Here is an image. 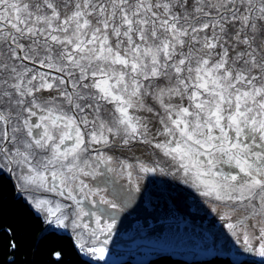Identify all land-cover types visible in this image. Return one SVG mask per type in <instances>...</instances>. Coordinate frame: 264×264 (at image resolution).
<instances>
[{
	"label": "snow or ice",
	"instance_id": "obj_1",
	"mask_svg": "<svg viewBox=\"0 0 264 264\" xmlns=\"http://www.w3.org/2000/svg\"><path fill=\"white\" fill-rule=\"evenodd\" d=\"M0 175L93 260L194 192L222 227L153 228L149 264H264V0H0Z\"/></svg>",
	"mask_w": 264,
	"mask_h": 264
},
{
	"label": "trees",
	"instance_id": "obj_2",
	"mask_svg": "<svg viewBox=\"0 0 264 264\" xmlns=\"http://www.w3.org/2000/svg\"><path fill=\"white\" fill-rule=\"evenodd\" d=\"M0 204L3 209L0 214V264H95L81 256L71 236L45 231L43 218L16 195L12 182L4 175H0ZM10 239L15 248L8 246ZM57 252L61 254L59 260L54 255ZM155 259L140 263L123 261L120 264H149ZM201 260L172 256L164 264H200ZM239 262L255 264L249 260Z\"/></svg>",
	"mask_w": 264,
	"mask_h": 264
},
{
	"label": "water",
	"instance_id": "obj_3",
	"mask_svg": "<svg viewBox=\"0 0 264 264\" xmlns=\"http://www.w3.org/2000/svg\"><path fill=\"white\" fill-rule=\"evenodd\" d=\"M8 178L6 175H4ZM9 179V178H8ZM172 183H178L173 178H168ZM14 185V179H9ZM147 183V181H145ZM184 188L186 186L180 185ZM15 189V188H14ZM191 192V189H187ZM16 195L21 197L28 205V201L34 197L45 198L51 197L54 199H59L58 197L53 196L50 193H31L21 195L15 189ZM27 198V200L25 199ZM195 198V199H193ZM62 201V200H61ZM197 201L199 203H197ZM30 206V205H29ZM177 206L180 209L179 216L176 218L169 217L167 219L163 218L158 214H151L144 211H139L133 216L129 217L127 220L124 219V214H118V224L116 235L112 237V241L109 244V253L105 261H99L100 263L121 260L126 258H132L142 255L152 254V250L155 246L154 240L150 241L145 239V234L148 231L155 229H164V234L169 237H176L179 235L183 237L185 241L188 239H195L196 235H199L201 232L212 228L213 231L222 227V221L218 218L216 212L213 211L212 206L203 201V198L199 197L196 193H192V196L187 198L181 196L177 199ZM55 211V209H53ZM86 219V218H85ZM147 221L148 227H145L143 231L137 232V228H142ZM49 224L44 223V229L47 228ZM179 227V233L177 234L176 229ZM214 226V227H213ZM123 229V230H121ZM64 231H69L73 240L74 235L72 230L69 229H60ZM227 229H225V233ZM231 240V237H228ZM176 253H186L194 254V250L191 247H175ZM238 247V246H237ZM237 248H233V254L235 255ZM196 255V254H195ZM237 259L241 260H251L258 261L260 258L251 256L250 254L239 252Z\"/></svg>",
	"mask_w": 264,
	"mask_h": 264
},
{
	"label": "rangeland",
	"instance_id": "obj_4",
	"mask_svg": "<svg viewBox=\"0 0 264 264\" xmlns=\"http://www.w3.org/2000/svg\"><path fill=\"white\" fill-rule=\"evenodd\" d=\"M30 207L35 211V209L31 205H30ZM38 214L43 218V216L40 213H38ZM46 229H51L52 231H56V232H59V233H64V234H67V235L71 236V234H70L69 231H64V230L56 229L52 225H48ZM78 251H79V249H78ZM80 254L84 258H87V259L93 261L95 264H120L123 261H131V262L140 263V262H145V261L149 260L150 258H153L154 257L152 254H148V255H142V256H137V257H132V258H126V259H121V260H115V261L100 263L99 261H96V260L91 259V257H88V256L83 255L81 252H80ZM172 256L173 257H177V258H183V259H186V260H200V259H202V257L200 255L186 254V253H176V252H174V254ZM238 260L241 261V259H238ZM249 261H251V260H249Z\"/></svg>",
	"mask_w": 264,
	"mask_h": 264
},
{
	"label": "flooded vegetation",
	"instance_id": "obj_5",
	"mask_svg": "<svg viewBox=\"0 0 264 264\" xmlns=\"http://www.w3.org/2000/svg\"><path fill=\"white\" fill-rule=\"evenodd\" d=\"M47 199H49V200H53V201L58 200V199H54V198H51V197H47ZM61 203H64V201H61ZM53 209H55V206H54V205H53Z\"/></svg>",
	"mask_w": 264,
	"mask_h": 264
},
{
	"label": "bare ground",
	"instance_id": "obj_6",
	"mask_svg": "<svg viewBox=\"0 0 264 264\" xmlns=\"http://www.w3.org/2000/svg\"><path fill=\"white\" fill-rule=\"evenodd\" d=\"M25 199L27 200V198L25 197ZM28 201V200H27ZM29 205H31L30 203H29Z\"/></svg>",
	"mask_w": 264,
	"mask_h": 264
}]
</instances>
